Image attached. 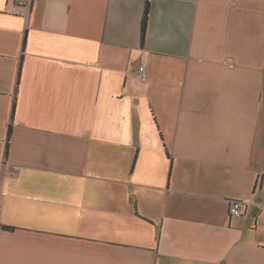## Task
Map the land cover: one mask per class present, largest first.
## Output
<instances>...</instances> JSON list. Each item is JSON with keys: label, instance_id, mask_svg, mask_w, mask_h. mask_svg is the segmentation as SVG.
Returning a JSON list of instances; mask_svg holds the SVG:
<instances>
[{"label": "crops", "instance_id": "obj_1", "mask_svg": "<svg viewBox=\"0 0 264 264\" xmlns=\"http://www.w3.org/2000/svg\"><path fill=\"white\" fill-rule=\"evenodd\" d=\"M8 10L0 264H264V0Z\"/></svg>", "mask_w": 264, "mask_h": 264}, {"label": "built area", "instance_id": "obj_2", "mask_svg": "<svg viewBox=\"0 0 264 264\" xmlns=\"http://www.w3.org/2000/svg\"><path fill=\"white\" fill-rule=\"evenodd\" d=\"M31 2L32 0H9V10L8 11L13 14L25 15L30 7ZM136 73L141 83L147 82V66L145 63H140L137 66ZM227 209H228L229 215L238 217L246 213L248 206L245 200L231 199L228 201Z\"/></svg>", "mask_w": 264, "mask_h": 264}, {"label": "trees", "instance_id": "obj_3", "mask_svg": "<svg viewBox=\"0 0 264 264\" xmlns=\"http://www.w3.org/2000/svg\"><path fill=\"white\" fill-rule=\"evenodd\" d=\"M31 5V3H30ZM148 12H149V3L146 1L144 11H143V16L141 20V32H140V41L141 44H143L144 37H145V32H146V25H147V19H148ZM27 19H28V14H27ZM8 133H10V128L8 130Z\"/></svg>", "mask_w": 264, "mask_h": 264}]
</instances>
